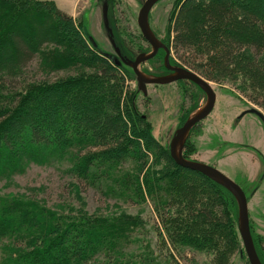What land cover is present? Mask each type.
Instances as JSON below:
<instances>
[{"label": "trees", "instance_id": "obj_1", "mask_svg": "<svg viewBox=\"0 0 264 264\" xmlns=\"http://www.w3.org/2000/svg\"><path fill=\"white\" fill-rule=\"evenodd\" d=\"M201 1H184L167 47L208 81L237 77L238 90L264 109V0ZM109 27L121 66L99 56L73 17L53 1L0 0V179L32 163L68 161L79 184L137 205L150 201L174 247L180 243L214 254L218 264L239 250L250 264L236 199L203 174L177 165L154 139L132 99L140 90L125 92L122 69L136 51ZM39 58L48 71L79 72L56 82L27 83L25 72ZM149 63L165 69L164 52ZM190 135L183 152L189 160ZM152 159L164 165L153 170ZM137 226L130 217L58 214L35 200L0 197V241L11 246L3 249L1 264H97L124 253ZM251 236L264 264L252 229Z\"/></svg>", "mask_w": 264, "mask_h": 264}, {"label": "rangeland", "instance_id": "obj_2", "mask_svg": "<svg viewBox=\"0 0 264 264\" xmlns=\"http://www.w3.org/2000/svg\"><path fill=\"white\" fill-rule=\"evenodd\" d=\"M50 1L73 17L88 44L99 56L105 57L111 64H115L114 58L122 62L112 46L103 21V6L105 3L108 4L109 0ZM145 1L110 0L108 4L109 23L115 28L117 35H120V40L129 50H135L134 55L137 56L145 53L138 50L141 48L140 45L151 51L148 42L140 36L142 34L137 23L139 11ZM184 1L187 0L179 4L178 0H160L150 12V26L157 38L166 46V43L170 44L173 41L175 35L173 27ZM202 1L205 3V0ZM124 34L128 39L123 40ZM133 39L139 40L138 47H133ZM171 56L176 64L207 80L201 72L184 65L173 46ZM149 64L151 63L142 64L140 69L149 68L151 66ZM123 67L125 92L134 94L138 87L136 75L129 65ZM78 72L77 69L48 71L39 58L26 70L23 78L27 83L56 82ZM236 78L229 77L219 82L207 80L217 95L215 107L190 135L187 145L189 149H194L188 150L187 153L191 160L201 161L216 168L244 190L248 201L250 227L264 250V124L254 114L241 116L245 110L251 108L264 114V109L238 90L242 82L241 80L235 82ZM193 84L174 82L167 85H148L147 95L140 91L132 98L139 113L145 116L154 139L167 149L176 130L195 109L206 103L204 92L198 91ZM159 163L164 165L162 162ZM151 165V168L155 165L153 170H158L161 166L153 159ZM69 167V162L65 160H56L46 165L29 164L10 179H0V197L35 200L58 214L78 217H130L134 220L138 226L131 231L127 250L117 256L100 259L97 264H218L214 254L194 251L181 246L180 243L176 244V249L150 201L137 205L123 199L108 198L101 190L98 191L85 183L79 184L75 176L68 171ZM76 184H79L81 189ZM205 204L213 206L208 202ZM198 207L202 208L203 205ZM5 247L11 246L0 241V264ZM222 258L220 264H246L240 257L239 250L229 254L225 262Z\"/></svg>", "mask_w": 264, "mask_h": 264}, {"label": "water", "instance_id": "obj_3", "mask_svg": "<svg viewBox=\"0 0 264 264\" xmlns=\"http://www.w3.org/2000/svg\"><path fill=\"white\" fill-rule=\"evenodd\" d=\"M159 1L160 0H146L139 11L137 20L140 32L150 45L151 51L149 53L139 54L133 62L127 64L132 68L134 74L136 75L138 88L144 95H147L148 85H167L182 80L194 83L204 92L206 96L205 105L195 110L193 114L184 122V124L176 130L169 146L170 156L177 165L203 174L212 181L225 187L234 196L238 204L239 232L247 258L250 264H262L251 236L248 201L244 190L236 182L232 181L216 168L201 161L186 159L183 155L185 144L191 131L197 124L205 120L212 113L215 107L217 95L212 85L200 75L184 67H172L170 65V50L157 38L149 23L150 12L153 6ZM103 21L107 31L109 32V38L112 46L114 47L117 56L121 58L122 56L120 50L113 40L112 30L109 27L107 3L103 6ZM161 49L166 52L164 63L166 68L172 71V74L159 77H149L140 69V66L151 60ZM113 62L118 66L122 64V62L115 58L113 59ZM246 114L256 115L264 124V114L261 111L251 108L245 110L241 116Z\"/></svg>", "mask_w": 264, "mask_h": 264}, {"label": "flooded vegetation", "instance_id": "obj_4", "mask_svg": "<svg viewBox=\"0 0 264 264\" xmlns=\"http://www.w3.org/2000/svg\"><path fill=\"white\" fill-rule=\"evenodd\" d=\"M162 50V49H161ZM170 50V55H169V59H170V65L172 66V67H179L180 65H177V64H175V63H173V62H171V49H169ZM163 52H164V58H165V55H166V52H165V50H162ZM137 57V56H136ZM135 57V58H136ZM122 58V57H121ZM120 58V60L122 61V59ZM135 60V59H134ZM150 61V60H149ZM148 61V62H149ZM123 63V62H122ZM147 63V62H146ZM149 65H151V64H149ZM164 67H165V69H163V70H156L154 67H153V65H151L149 68H146V67H144V69L142 70L147 76H149V77H159V76H166V75H170V74H172V71H170V69H167L166 68V66H165V63H164ZM180 67H182V66H180ZM129 68H131V67H129ZM132 69V68H131ZM137 79V78H136ZM177 82H180V81H177ZM138 83V82H137ZM185 149V148H184ZM184 152V151H183Z\"/></svg>", "mask_w": 264, "mask_h": 264}]
</instances>
